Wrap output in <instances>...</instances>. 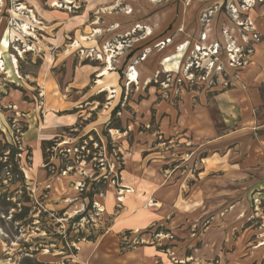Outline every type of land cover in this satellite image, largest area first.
I'll return each instance as SVG.
<instances>
[{"label": "rangeland", "instance_id": "374dc122", "mask_svg": "<svg viewBox=\"0 0 264 264\" xmlns=\"http://www.w3.org/2000/svg\"><path fill=\"white\" fill-rule=\"evenodd\" d=\"M263 10L0 0V264H264ZM243 87L237 135L216 97Z\"/></svg>", "mask_w": 264, "mask_h": 264}, {"label": "crops", "instance_id": "0c3cea01", "mask_svg": "<svg viewBox=\"0 0 264 264\" xmlns=\"http://www.w3.org/2000/svg\"><path fill=\"white\" fill-rule=\"evenodd\" d=\"M262 12H264V10ZM252 13H251V15L254 18L255 11H253ZM259 29L262 33H264V28L262 26H259ZM257 60H258V64L261 66L260 69L261 70L264 69V53L257 56ZM249 73H250V71H249ZM84 78H86V77L84 76L82 79L84 80ZM216 102H217V106H218V111L220 112V114L222 116L224 124L227 127H232V126H238L239 127L238 129H236V131H238L237 135H239L240 133L243 134L242 130H245V127L248 126L247 128H249L251 124L256 123V118L253 116V113H252L254 110L253 99H252L250 93L247 92V90L244 89V87L238 88V89H235L232 91H226V92L220 93L216 97ZM54 125H56V127H59L63 124H59L58 122H56V124H54ZM53 131H55V130H53V128H49V129L44 128L43 131L39 132L40 133L39 134V141L45 140L46 137L51 136ZM240 131H242V132H240ZM246 133H252V132L249 130ZM33 137H34V135H33ZM224 137H226V136H224ZM227 137H229V136H227ZM258 140L260 142V145L259 144L257 145L258 149H259L258 151H260V154H259L260 156H256V155L252 154L254 157L256 156L255 157L256 160L258 159V157L259 158L261 157L260 159H264V137L261 139H258ZM242 141L245 142L244 139ZM248 145H249V148L247 149V151L252 149L250 146L251 144L249 143ZM254 168H255L256 174L261 176V178H258L259 179V181H258L259 183H257L258 188H255V189L264 191V160L261 161L260 165H256V167H254Z\"/></svg>", "mask_w": 264, "mask_h": 264}, {"label": "bare ground", "instance_id": "6f19581e", "mask_svg": "<svg viewBox=\"0 0 264 264\" xmlns=\"http://www.w3.org/2000/svg\"><path fill=\"white\" fill-rule=\"evenodd\" d=\"M24 29V32L26 33L27 32V29L26 27H20V30ZM205 49V48H204ZM13 63L15 64V66L18 64V61L17 59L14 57L13 58ZM109 67L107 69L104 70V72L102 73L101 76H107L109 74V71L112 70V61H111V57L109 58ZM2 67H3V62L0 61V73L2 72ZM129 79L132 80V81H135V80H138L139 79V73L134 69L130 74H129Z\"/></svg>", "mask_w": 264, "mask_h": 264}, {"label": "built area", "instance_id": "2783aa9c", "mask_svg": "<svg viewBox=\"0 0 264 264\" xmlns=\"http://www.w3.org/2000/svg\"><path fill=\"white\" fill-rule=\"evenodd\" d=\"M254 35H255L254 37L257 39V35H256V34H254ZM203 38L205 39L206 37H204V35H202V39H203ZM215 50H216V49H215ZM216 53H218V52L216 51Z\"/></svg>", "mask_w": 264, "mask_h": 264}]
</instances>
